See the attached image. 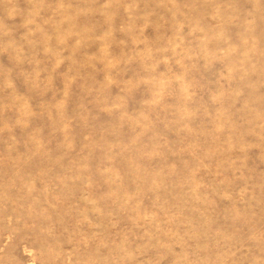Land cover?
Returning <instances> with one entry per match:
<instances>
[{"label":"rangeland","instance_id":"374dc122","mask_svg":"<svg viewBox=\"0 0 264 264\" xmlns=\"http://www.w3.org/2000/svg\"><path fill=\"white\" fill-rule=\"evenodd\" d=\"M0 264H264V0H0Z\"/></svg>","mask_w":264,"mask_h":264}]
</instances>
